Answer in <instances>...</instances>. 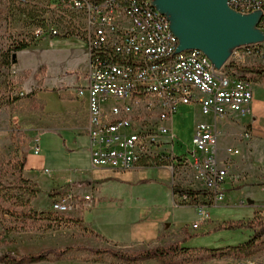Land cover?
Segmentation results:
<instances>
[{
    "label": "built area",
    "instance_id": "1",
    "mask_svg": "<svg viewBox=\"0 0 264 264\" xmlns=\"http://www.w3.org/2000/svg\"><path fill=\"white\" fill-rule=\"evenodd\" d=\"M236 4L243 14L261 11L264 23V0ZM32 5L38 14L34 40L71 37L87 46L89 67L75 75L74 83H79L76 94L86 106L82 132L88 138L92 169L125 174L144 168L145 161L146 166L171 172L190 171L185 186L197 184L210 194L206 205L195 206L207 221L208 204L217 206L226 196L230 159L236 151L222 152L218 132L198 123L191 158L177 155L173 117L180 106L192 104L215 121L250 116L253 84L243 79L239 63L242 53H264V41L240 47L216 70L202 51L201 56L189 50L177 53L168 17L157 16L143 0H37ZM35 154H40L39 147ZM94 201L93 195L62 192L52 199L50 212L67 224L82 220ZM256 207L264 226V202Z\"/></svg>",
    "mask_w": 264,
    "mask_h": 264
},
{
    "label": "rangeland",
    "instance_id": "2",
    "mask_svg": "<svg viewBox=\"0 0 264 264\" xmlns=\"http://www.w3.org/2000/svg\"><path fill=\"white\" fill-rule=\"evenodd\" d=\"M34 1L37 0H0V65L2 56L10 47L22 42L29 45L27 50L16 53L17 64H12L11 68H0V256L7 253L20 256L49 247L84 245L90 248H109L110 246L97 239L93 232H88L81 220L70 219L71 223L67 224L33 221L20 224L5 215L21 211L22 203L40 212H50L52 199L62 192L73 191L82 195L94 193L92 184L83 185L86 181L76 182L70 178L71 172L80 177L79 172L84 174L92 169L86 141L70 135H64L63 141L59 135L52 132L53 123L47 122L58 118L56 116H61V113H52L46 109L60 112L65 107L61 99H78L76 86L79 83H74L75 75L88 69V49L84 42L76 39L34 40ZM241 55L240 68L264 66L262 52ZM253 80V90L255 84L264 85L259 78L253 77ZM39 85L41 90H44L41 99L36 96L31 100L28 96L38 89ZM58 91L65 93L59 95ZM82 103L85 106V102ZM73 107L77 108L75 105ZM86 115L85 110V121ZM252 121L241 117L215 121L211 116H204L200 106L195 104L180 106L174 114V146L177 155L185 154L191 158L194 151V132L198 123L208 124L218 132L221 151L231 148L236 151L230 159L231 169L225 184L226 196L217 206L208 204L211 206L208 209L210 218L203 224L206 229H201L203 225L198 229L203 232L201 239H197L198 234H195L198 230L189 227L193 222L202 220L195 208L185 206L177 210V219L179 216L184 218L188 231L194 236L184 247L202 249L236 246L246 242L252 234V228L261 224L257 218L256 206L264 202V129H258L255 125L253 127ZM38 144L41 147V157L33 154ZM26 156L29 163L33 164L28 174H34L37 170L49 172L36 175L34 180L27 179L22 168ZM172 173L174 179L182 177L185 180V175H188L187 179L191 180L190 171L188 174H181L179 171ZM180 186L192 189L185 185ZM151 189L152 187L145 186V191L148 190L150 194L148 205L153 206L159 198L151 194ZM101 192L102 195L100 192L98 194L107 198V203L112 201L113 214L119 219L124 218L119 200L132 202L131 196L127 194L128 189L123 185L111 184L105 185ZM135 200L137 203V195ZM248 200H253L254 205H249ZM185 228L168 235L165 244L182 241L186 237L183 233ZM111 248L122 252L146 250ZM75 256L84 258L88 255L78 252ZM189 260L192 264H197L195 257ZM107 262H110L109 258ZM43 264L92 263L67 260ZM199 264H264V242L259 244L250 258L241 261L227 258Z\"/></svg>",
    "mask_w": 264,
    "mask_h": 264
},
{
    "label": "crops",
    "instance_id": "3",
    "mask_svg": "<svg viewBox=\"0 0 264 264\" xmlns=\"http://www.w3.org/2000/svg\"><path fill=\"white\" fill-rule=\"evenodd\" d=\"M253 91L254 98L251 103V115L241 118L247 121L253 120V124L251 123L253 127L256 126V128L259 127L258 129H264V85L255 84ZM43 93L44 90L40 91L37 94V99H41L40 97ZM57 93L60 95L61 93L65 92L58 91ZM67 97L69 96L67 95ZM61 103L65 107H63L60 112L46 108L49 112L56 114L61 113V116H56L58 118L47 121L48 123H53L52 127L54 128V131L52 132H55L57 135H59L63 141H65L64 135H70L72 137L85 140L88 147V138L82 132L85 121L86 106H84L82 101H78V99H74V101L69 99H61ZM74 105L77 106V108H74ZM238 117L239 116L234 115L228 120ZM40 141L41 139H39V143ZM38 147L40 148V154H33L37 157H41L42 152L40 144H38ZM78 149L81 150L79 147ZM143 165L144 168L125 174H115L108 170L93 169H91V171L85 172L84 174L79 172L78 176L80 177H77L72 172L70 173L71 180L76 182L87 180L91 182L93 180L91 186L94 189V193H85V195H93L95 203L81 221H83V224L85 225V228L88 230V232H93L96 238L101 240L104 244H108L110 246L109 248L120 247L123 250L134 251L156 246H163L166 245L165 242L167 239L165 238H167L168 235H171V233L188 226L186 225L187 222L184 218L179 216L177 219V210L180 207L192 206L195 208V206L191 204L188 198L179 197L173 191L175 184L185 185L184 179L182 177H180L178 180L177 178L174 179L173 173L166 168L146 167L147 164L145 161ZM31 166H33V164L32 162L29 163V158L26 156V163L23 173L27 179L34 180L37 178L36 175H39L42 172H49L47 170H37L34 172V174H28ZM149 175L151 177H149ZM182 180L184 181L183 183ZM111 184L123 185L128 189L127 194L131 196V203L126 202L124 199L119 200V203L121 204V207L124 211V218L122 219H119L118 216L113 214L112 201L107 203L108 199L102 196L100 197L98 194V192H100L102 195V188H104L105 185ZM145 186L152 187L150 190L151 194H154L156 195L155 197L159 198L156 199L153 206L148 205L150 203L148 199L150 194L148 190L145 191ZM138 188H141V190H138ZM192 190L203 191V189L197 184L193 185ZM135 195H137V203H135ZM160 200H162V203H160ZM195 210L199 215L198 210L196 208ZM205 222L206 221H203L202 219L200 221L193 222V224L189 225V227L193 229L195 224L203 225ZM200 226L196 230L200 229ZM201 229H206V225H203ZM202 233L203 232L201 230L195 231V234H198L197 239H201ZM190 242L184 246H187ZM145 264L157 263L145 262Z\"/></svg>",
    "mask_w": 264,
    "mask_h": 264
},
{
    "label": "trees",
    "instance_id": "4",
    "mask_svg": "<svg viewBox=\"0 0 264 264\" xmlns=\"http://www.w3.org/2000/svg\"><path fill=\"white\" fill-rule=\"evenodd\" d=\"M98 0H94L96 2ZM35 11V10H34ZM34 18V23L37 17ZM62 39H73L71 37ZM29 45L27 43H19L10 47L9 50L2 56L0 68H11L13 64V55L17 52L27 50ZM239 73L249 82H253V77L259 78L264 83V66H253L239 68ZM250 75V77H248ZM42 91L41 85L38 89L34 90L28 97L33 100L37 94ZM26 159L22 164L24 169ZM92 182H83V185L91 184ZM173 191L176 195L182 198H188L192 205H206V198L210 195L206 191H195L192 189H185L181 186H175ZM22 210L19 212H10L5 215L10 216L14 221L20 224L33 222H47V223H60L63 220L62 216H57L51 212H40L33 208H28L26 204H21ZM186 226L183 233L186 237L180 242H173L164 246H156L138 252H122L112 248H90L84 245L81 246H68L59 248H44L40 251L28 253L25 255H14L11 253L3 254L0 256V264H43V263H58L67 260L79 261L82 263L92 264H143L148 261H156L159 264H192L189 259L195 257L197 264L213 260H223L232 258L236 260H244L250 258L261 242H264V226L252 228V234L249 239L236 246H226L221 248H188L184 247L189 241L193 239L192 232H189ZM242 227V226H241ZM192 229V228H191ZM4 233L5 230H3ZM2 236H0L1 241ZM85 252L88 256L78 258L75 253ZM203 253V254H202ZM75 256V257H74ZM107 258L110 262H107Z\"/></svg>",
    "mask_w": 264,
    "mask_h": 264
},
{
    "label": "water",
    "instance_id": "5",
    "mask_svg": "<svg viewBox=\"0 0 264 264\" xmlns=\"http://www.w3.org/2000/svg\"><path fill=\"white\" fill-rule=\"evenodd\" d=\"M229 0H152L171 23L179 40L177 53L200 50L222 69L235 50L264 41L258 27L262 12L243 14L230 8ZM17 64V54L13 55ZM254 205L253 200H248Z\"/></svg>",
    "mask_w": 264,
    "mask_h": 264
},
{
    "label": "bare ground",
    "instance_id": "6",
    "mask_svg": "<svg viewBox=\"0 0 264 264\" xmlns=\"http://www.w3.org/2000/svg\"><path fill=\"white\" fill-rule=\"evenodd\" d=\"M145 6H152V11H156V15L159 17H166V15L162 14L159 10L156 9V7L152 4V0H143ZM229 6L233 10L238 12V5L236 4V0H229ZM261 31L264 34V23H259L258 26ZM170 40L174 42L179 47V40L177 36L173 33L170 32ZM189 54H193V56H201V51L200 50H189Z\"/></svg>",
    "mask_w": 264,
    "mask_h": 264
}]
</instances>
